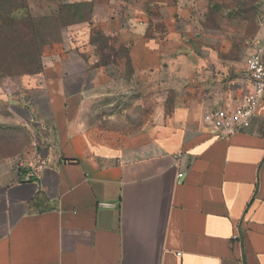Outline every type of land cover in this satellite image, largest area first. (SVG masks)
<instances>
[{"label": "crops", "instance_id": "1", "mask_svg": "<svg viewBox=\"0 0 264 264\" xmlns=\"http://www.w3.org/2000/svg\"><path fill=\"white\" fill-rule=\"evenodd\" d=\"M136 2L68 0L91 6V29L125 49L121 61L141 83L166 68L179 72L181 93L191 82L198 95L214 93L206 112L239 104L247 70L245 92L224 100L179 14ZM259 34L264 43V22ZM82 50L50 59L47 114L23 100L37 158L0 181V264H264V99L250 126L229 137L204 119L102 135L78 119L86 82L77 63L96 59L93 44ZM38 191L41 209L29 204Z\"/></svg>", "mask_w": 264, "mask_h": 264}, {"label": "rangeland", "instance_id": "2", "mask_svg": "<svg viewBox=\"0 0 264 264\" xmlns=\"http://www.w3.org/2000/svg\"><path fill=\"white\" fill-rule=\"evenodd\" d=\"M140 11L179 14L188 40L213 75L224 100H235L247 87L246 60L251 42L260 38L264 0H136ZM89 4L68 0H0V181L16 167L37 158L39 137L26 121L24 101L47 114L43 87L50 59L59 53L87 56L95 46L93 63L78 62L85 92L78 119L102 135L121 136L147 128H194L214 93L180 92L179 72L161 67L148 72V85L134 76L124 48L96 35L88 23ZM65 56V57H67ZM167 66V65H166ZM194 71L190 77H194ZM194 79V78H193ZM137 80V81H136Z\"/></svg>", "mask_w": 264, "mask_h": 264}, {"label": "built area", "instance_id": "3", "mask_svg": "<svg viewBox=\"0 0 264 264\" xmlns=\"http://www.w3.org/2000/svg\"><path fill=\"white\" fill-rule=\"evenodd\" d=\"M264 43L259 38L251 42L247 55V74L250 89L235 107L208 111L203 119L213 134L229 137L250 126L264 99ZM181 175V174H180Z\"/></svg>", "mask_w": 264, "mask_h": 264}, {"label": "trees", "instance_id": "4", "mask_svg": "<svg viewBox=\"0 0 264 264\" xmlns=\"http://www.w3.org/2000/svg\"><path fill=\"white\" fill-rule=\"evenodd\" d=\"M76 5H79V4H76ZM95 33H96V35L98 34L97 31ZM46 201H47V199H46L44 193L42 191H38L36 193V195L32 198V200H30L29 204H30V207H32L33 205L37 204L38 205L37 208L41 209L42 207L45 206Z\"/></svg>", "mask_w": 264, "mask_h": 264}]
</instances>
